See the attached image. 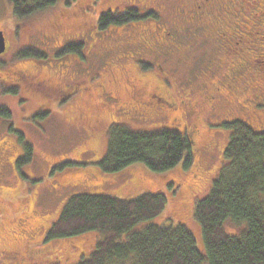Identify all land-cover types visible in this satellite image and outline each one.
<instances>
[{
    "label": "rangeland",
    "instance_id": "obj_1",
    "mask_svg": "<svg viewBox=\"0 0 264 264\" xmlns=\"http://www.w3.org/2000/svg\"><path fill=\"white\" fill-rule=\"evenodd\" d=\"M159 3L165 18L172 23L176 22L177 26L185 25V0H159ZM137 5L139 4L130 0H75L73 5L65 6L59 0L56 5L38 14L37 18L33 16L17 19L13 17L7 0H0V29L4 31L7 41V49L0 57V63L20 68L38 63L43 66L58 63L62 56H52L43 51H40L42 56L32 55L31 51L38 49L37 44L27 33L21 34L24 26H19L27 20L36 21L43 31H48L49 24L55 22L59 12L68 13L70 22L75 23L79 32L83 31V35L72 38L69 45L80 44L82 41L86 43L83 49L85 58H80L79 76L88 85V80L92 83L102 73L101 80L111 93L119 97L120 101H130L134 98L132 83L138 81L136 87L140 88L142 81H146V76L152 80L158 76V71L151 62L135 59L134 64L127 57H122L139 45L140 24L134 26L131 23L100 30L95 22L96 16L107 8L118 13L134 8L143 14L145 9L141 6L138 9ZM203 27V30L196 31H183L179 28L180 40L183 41L179 55H171L169 60H158L150 55L143 57L162 63L165 69L170 70L172 83L177 82L173 86V92L177 88L179 90L183 86L181 81H186L187 78L192 79L196 89L203 91L210 87L213 78L222 73L225 58L217 52L213 39L214 29ZM51 38L53 44L56 36ZM89 45H93L90 52ZM81 47L68 50L74 53L82 50ZM173 59L175 64L172 63ZM112 60H115L116 66L105 71L106 64ZM7 68L9 67L4 71L10 75ZM56 71L41 68L39 74L42 77L39 78L50 75L54 79L61 74ZM247 81L250 83V78ZM240 82L246 88L245 96H227L223 110L220 106L216 111L217 115L211 114L207 105L205 108H196L191 121L185 119L181 109L176 111L164 107L146 115H132L137 118L122 116L115 114V109L94 108L91 102L96 100H89L85 95V100L81 103L89 124L94 122L91 125L94 126L90 128L84 126L87 125L85 123L77 124L73 113H67L68 106L65 109L64 106L68 105V100L62 103L63 109L59 113L54 109L53 103L48 101L44 104L47 101L37 86H28L26 82L20 85L11 76L0 80V107L8 108L12 114L10 117L0 115V253L21 250L16 258L20 264H76L80 259L78 253L87 254L93 247L97 237L95 232L62 240L48 249V246L39 248L38 254L34 256L24 246L28 244L36 248L47 245L44 240L34 244L46 227L57 219L67 198L74 194H107L129 199L146 192H163L167 197L163 216H157L154 222L185 224L193 232L199 249L203 250L201 229L193 217V209L196 201L208 195L212 182L218 175L230 134L222 124L210 123L208 127L212 129H208L205 122L215 118H243L250 126L264 129V110L254 111L255 106L264 108V103L247 108L244 97L250 92L247 90L250 84L245 80ZM96 91L93 88L92 92ZM35 113L39 115L35 116ZM99 117L106 121L103 127L95 121ZM195 117L198 118L197 121ZM193 122H197L194 127L197 130L191 128L194 138L193 159L187 169H181V164H178L164 173H152L142 164L135 163L120 172L107 173L98 164L105 154L108 131L112 124L123 123L134 130L167 128L183 133L187 125L190 126ZM96 126L101 129L96 130ZM26 143L31 146L29 156L25 152ZM65 162L75 164L66 163L55 175H50L52 167ZM67 168L72 170H66ZM169 183H172L171 187ZM226 229L232 233L237 231V227L232 224H227ZM31 237H35V240Z\"/></svg>",
    "mask_w": 264,
    "mask_h": 264
},
{
    "label": "trees",
    "instance_id": "obj_2",
    "mask_svg": "<svg viewBox=\"0 0 264 264\" xmlns=\"http://www.w3.org/2000/svg\"><path fill=\"white\" fill-rule=\"evenodd\" d=\"M58 2L7 0L14 17L40 14ZM62 2L70 6L75 0ZM109 9L96 16L95 24L100 30L134 25L151 16L140 14L134 8L122 13ZM80 46L70 44L68 49ZM0 115L10 117L11 112L0 107ZM221 120L223 127L230 131L224 162L208 195L196 201L193 209V217L201 229L203 250L185 224L154 222L157 216H163L167 205L163 192H146L129 199L107 194H74L67 198L57 219L34 244L44 240L47 245L33 248L27 244L24 248L34 256L39 248L48 246V249L62 240L95 232L93 247L87 254L79 252L80 261L76 264H264V129L251 127L243 118H217L215 122ZM193 140L187 129L183 133L167 128L134 130L126 124L115 123L109 128L106 151L98 164L107 173L120 172L135 163L152 173H164L178 164L181 169H187L192 164ZM30 151L31 146L26 143L27 156ZM66 163L75 164L65 162L54 166L50 175H55ZM227 224L236 226L237 231H227ZM17 253L4 257L0 264H20Z\"/></svg>",
    "mask_w": 264,
    "mask_h": 264
},
{
    "label": "flooded vegetation",
    "instance_id": "obj_3",
    "mask_svg": "<svg viewBox=\"0 0 264 264\" xmlns=\"http://www.w3.org/2000/svg\"><path fill=\"white\" fill-rule=\"evenodd\" d=\"M94 1L96 2L97 0ZM130 1L140 4L145 8L144 13L151 14V16L145 19V22L134 24V26L140 24L138 27L140 34L139 45L133 47L136 49H131L128 53L123 54L122 57H127L134 64L135 59L149 61L158 71V76L153 80L151 77L146 76V81H142L140 88L136 87L138 81L132 83L134 89V98L132 100L123 102L120 101L119 97L112 94V91L101 80L102 73L92 83H89L90 80H88V85L79 76L80 58L83 57V49L86 43L83 41L80 43L82 50L74 53L69 52L71 50H68L69 41L72 38L83 35V31L79 32L75 23L70 22L69 14L64 12L57 14L55 22L49 24L50 30L48 31H43L39 27V22L36 21L28 22L30 20H27L23 25L19 26H24L21 34L23 32L27 33L31 40L37 44L38 49L37 51L32 50V55L42 56L43 53L41 52L43 51L52 56H62V59L58 63H52L49 66L40 65L38 61L34 60V62L38 63L37 65H28L24 68L16 65L5 66L4 62H2L4 66L0 63V80L3 78L8 79L11 76L20 85L26 82L28 86H37L47 101L44 104L48 103V101L53 103L54 109L59 113L63 109L62 103L68 100V105L64 106V109L68 106L67 113H73V118L77 124L84 125L85 123L87 125L84 126L90 128L94 122L91 125L89 124L81 103V101L85 100V95L89 100H96L91 102L94 108L115 109L119 114L129 116L146 115L152 110L160 109V107L169 110L172 108L176 111L181 109L185 119L191 121L193 118L191 115L196 108H205L207 105L210 113L217 115L216 111L220 106L223 110L227 96H245L246 88L240 82V80H245V82L250 84V88L247 89L250 92L244 97L247 108L250 105L255 106L264 103V0H185L187 22L183 26H177L175 25L176 22L172 23L168 18H165L159 0ZM36 14L37 12L16 18H33ZM37 15L34 18H37ZM143 23L145 24L143 25ZM203 26L214 29L213 39L216 43L217 52L221 53L225 58L222 73L217 75V78H213L210 82V87L203 89V91L196 89L193 86L192 79L187 78L186 81H181L184 86H181L179 90L177 88V91L173 92V86L177 85V82L172 83L170 70L165 69L162 63H155V61L144 59L143 57L144 55H150L158 60L163 58L169 60L171 55L172 57L179 55V50L183 45V41L180 40V29H183V31L185 29L196 31L203 30ZM51 36H56L53 44ZM92 46H88L89 52L93 49ZM4 54H0V57ZM115 63V60H112L106 64L104 70L114 68L116 66ZM172 63L175 64L174 59ZM6 67H9L7 71L10 72V75L4 71ZM41 68L43 70L52 68L54 71L57 69L56 72L61 74L54 79L50 75L39 78L42 77L39 74ZM4 72L6 76L3 75ZM249 78L250 83L247 81ZM93 88L97 89V91L92 92ZM201 110L204 114L203 109ZM263 110L264 108L254 107V111ZM34 115L38 116L39 114L35 113ZM195 119L197 121L198 118L195 117ZM95 121L102 126L106 122L102 117ZM215 121L216 118L207 120L205 125L208 129H212L208 127L210 123L222 124L223 120ZM196 125L197 122H193L190 126L187 125L186 129L189 131L197 130V128L194 129ZM15 252L19 251H2L0 253V262L6 256L10 257L11 254V256H15Z\"/></svg>",
    "mask_w": 264,
    "mask_h": 264
},
{
    "label": "water",
    "instance_id": "obj_4",
    "mask_svg": "<svg viewBox=\"0 0 264 264\" xmlns=\"http://www.w3.org/2000/svg\"><path fill=\"white\" fill-rule=\"evenodd\" d=\"M6 50V39L2 30H0V54L4 53Z\"/></svg>",
    "mask_w": 264,
    "mask_h": 264
}]
</instances>
